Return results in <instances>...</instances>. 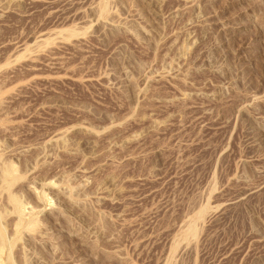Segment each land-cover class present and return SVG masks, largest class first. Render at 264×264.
<instances>
[{
  "label": "rangeland",
  "instance_id": "obj_1",
  "mask_svg": "<svg viewBox=\"0 0 264 264\" xmlns=\"http://www.w3.org/2000/svg\"><path fill=\"white\" fill-rule=\"evenodd\" d=\"M0 264H264V0H0Z\"/></svg>",
  "mask_w": 264,
  "mask_h": 264
}]
</instances>
